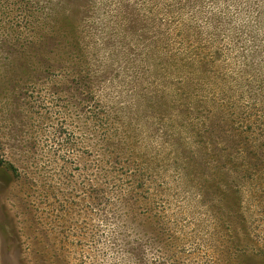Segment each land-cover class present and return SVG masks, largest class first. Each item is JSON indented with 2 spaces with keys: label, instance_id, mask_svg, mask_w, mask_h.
<instances>
[{
  "label": "rangeland",
  "instance_id": "rangeland-1",
  "mask_svg": "<svg viewBox=\"0 0 264 264\" xmlns=\"http://www.w3.org/2000/svg\"><path fill=\"white\" fill-rule=\"evenodd\" d=\"M0 5V264H264V0Z\"/></svg>",
  "mask_w": 264,
  "mask_h": 264
},
{
  "label": "trees",
  "instance_id": "trees-1",
  "mask_svg": "<svg viewBox=\"0 0 264 264\" xmlns=\"http://www.w3.org/2000/svg\"><path fill=\"white\" fill-rule=\"evenodd\" d=\"M0 11H1V5H0ZM14 27V25H12ZM17 27V26H16ZM15 27V28H16ZM0 163H2V161H0ZM10 170L17 172V169L15 167H13L12 165H6Z\"/></svg>",
  "mask_w": 264,
  "mask_h": 264
}]
</instances>
